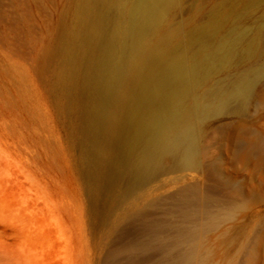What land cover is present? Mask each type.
<instances>
[{"label":"rangeland","instance_id":"rangeland-1","mask_svg":"<svg viewBox=\"0 0 264 264\" xmlns=\"http://www.w3.org/2000/svg\"><path fill=\"white\" fill-rule=\"evenodd\" d=\"M83 2L0 0V264H154L158 253L138 252L135 260L111 253L149 236L154 219L179 225L181 207L171 198L178 179L197 183L211 197V210L217 204L214 211L221 213L227 194L238 192L232 218L222 216L203 242L211 264L236 261L246 237L253 239L264 221V0H174L166 11L160 32L174 34L188 58L204 63L192 98L228 94L242 80L251 83L250 95L244 105L231 102L200 115L196 173L175 175L166 163L139 188L148 194L135 210L144 218L117 225L125 205L115 197L120 192L113 196L105 182L96 190L86 173L81 122L64 76L68 52L76 51L67 45L69 33L78 28ZM145 200L154 204L149 212ZM247 248L255 252L251 264H264L262 246L251 242Z\"/></svg>","mask_w":264,"mask_h":264},{"label":"bare ground","instance_id":"bare-ground-1","mask_svg":"<svg viewBox=\"0 0 264 264\" xmlns=\"http://www.w3.org/2000/svg\"><path fill=\"white\" fill-rule=\"evenodd\" d=\"M110 1L84 0L78 28L69 33L72 36L67 45H76V51L68 52L64 76L70 103L81 122L86 173L96 190L105 182L113 196L120 192L115 197L125 205L123 212L118 215L117 212L115 219L111 218L117 225L134 216L144 218L140 214L144 211L138 213L135 210L138 200L148 199V194L138 193L139 188L156 179L166 163L172 171L196 173V159L201 150L197 132L200 115L225 109L231 102L244 105L250 95L251 83L242 80L228 94L213 91L204 98L193 99L190 90L204 63H194L173 41L171 35L174 34L161 33L159 29L174 0H128L127 6L119 5L123 0ZM148 35L161 36L149 42ZM180 177L184 179L185 176ZM179 180H176L179 187L175 186L177 189L171 197L181 207L179 225L168 222L162 225L160 220L154 219L150 223L152 233L149 236L145 233L147 236L134 238L120 251H109L113 258L125 252L135 260L138 252L146 251L160 254V261L156 260L159 264H211L205 256L203 242L222 224V216L232 218L238 192L222 198L227 207L221 213L214 211L219 208L217 204L211 210V197L197 183ZM147 201L145 210L149 212L154 204ZM176 216L179 220V215ZM262 223L264 225V221L256 225L255 237H246L245 247L237 250L243 264H251L255 255L247 248L248 243L256 242L264 248ZM171 230L175 232L174 237L163 236ZM230 261V264H236L233 259Z\"/></svg>","mask_w":264,"mask_h":264}]
</instances>
